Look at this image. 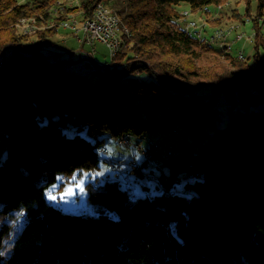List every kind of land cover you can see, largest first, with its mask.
I'll use <instances>...</instances> for the list:
<instances>
[{"label":"trees","instance_id":"1","mask_svg":"<svg viewBox=\"0 0 264 264\" xmlns=\"http://www.w3.org/2000/svg\"><path fill=\"white\" fill-rule=\"evenodd\" d=\"M112 1H63L61 12L59 0H0V54L10 48L0 70V253L7 221L24 215L0 264H264V0H124L123 68L92 84L68 70L79 62L46 60L59 31L48 24L78 11L89 19ZM182 10L250 27L254 65L213 43L207 25L190 35ZM29 17L50 27L33 42L17 28ZM222 93L232 108L209 136ZM171 127L205 134L177 162L149 149L171 169L165 189L184 180L181 192L149 196L106 179L87 185L79 214L47 200L58 176L99 170L107 138Z\"/></svg>","mask_w":264,"mask_h":264},{"label":"rangeland","instance_id":"2","mask_svg":"<svg viewBox=\"0 0 264 264\" xmlns=\"http://www.w3.org/2000/svg\"><path fill=\"white\" fill-rule=\"evenodd\" d=\"M61 1H62L61 7H63V1H65L67 2V5L72 8L79 6L81 2V0H61ZM100 3L106 5L107 8L109 7V5L105 2H100ZM111 6L115 8L116 12L119 11V13L121 12V14H124V11L126 10V5L124 3V0H113ZM227 12L228 10L224 11L225 14ZM119 13L117 12L118 15ZM69 14H71L74 17H77L76 19L77 24L73 25L75 29L80 28L81 25L85 23L83 22L80 25V22L87 20V19L86 20L83 19L80 11ZM180 16H182V13H180ZM67 17L68 15H66L62 20H59L57 23L51 22L48 25L51 26L53 25V27L56 26L59 29L56 35L57 43L56 42L55 43L56 44L59 43L62 46L65 45L66 48H68L66 50H63V52L69 53L68 55L70 56H65L64 58L68 57L67 60L70 61V64L81 62L82 59L83 61L92 62L93 64H95L94 65L95 68L99 67V69H102L106 66L110 67L113 64H119L121 68H123L125 62L115 60L117 55H119V52L122 51V47H121L122 44H120V48L118 49L119 52L115 51L116 55L114 56L108 50V48H106V46L102 45L101 43H97L95 45V47L97 48L95 55L96 56L98 55V59L95 58V55L92 58H88V59L84 58L81 55L80 51L81 52L90 51V47L87 45L88 43L86 42V40H82V41L79 40V38L83 39V37L76 35L78 34L76 31L75 33L72 32L73 30H71V26L65 25V23H69ZM184 18L185 17L182 16L181 19ZM189 18L196 21L200 29H203L207 25L206 26L207 29H212L213 35L211 37V41L213 43L216 44L218 43L219 45L222 44L227 45L228 49L232 50L241 60L246 62L248 61L249 66H251L252 61L251 62L249 61L250 59L249 57L252 53L251 37L253 33L250 27H243V28L241 27L235 30L232 29L234 28V25H231L229 27L213 26L211 20L209 19L207 24L206 20L203 19V17H201L200 13L192 14L190 12ZM181 27L182 28L184 27L183 29H185L184 21H183V26ZM17 28L19 31L21 30L18 26ZM45 28L48 29L50 27L44 24H40L37 21L36 33L39 30ZM229 30L231 31L229 32ZM216 31L220 34L218 37L216 36L214 37V34L216 35L217 33ZM36 33L29 35L32 38L31 40L29 39L31 42L36 40V38L34 37L36 36ZM206 34L208 33L206 32ZM126 37L128 36H125L124 38ZM200 37H202V32ZM66 41L68 45L65 43ZM83 46H87L86 47L87 49H85ZM7 62L9 61L7 60ZM89 66L91 65H88V68ZM114 66L117 67L116 65ZM115 67L112 66L111 68L117 70L118 68ZM68 70L74 74L87 76V78L92 84L98 82L101 79L100 74H102L100 72L98 73L92 70L91 68H89L86 72H83L80 64L77 65L76 68L68 69ZM141 72H142L141 70H138V72H136V75L140 74ZM102 75L109 76L110 74L108 73ZM21 98L22 96H20L18 99L21 100ZM148 106L155 107L153 104H149ZM230 107L232 108V106L226 100L225 95L222 93L219 96L218 101L216 103L215 112L217 114L214 115L216 118L214 120V125L213 127L207 129V133L209 136H212L216 130L225 128L227 124L228 115L227 114L223 115V113L227 112L230 109ZM170 129H174V128L171 127ZM204 136H205L204 133H195L189 135V133H185L183 131L182 132L179 131V134H174L172 132H169V129L166 128L164 130H161L160 132L151 130L146 134V137L143 139H140L138 137H133L132 139L129 140L130 141L129 145L121 144L119 138H107L104 147H106L109 150V153L104 154L102 151H100L99 156L101 159V163L99 165L100 166L99 170L96 171L82 170L76 172L71 176H67V177L58 176L57 181L51 184L46 189L45 196L50 203L61 208L63 212L71 213V214H79L82 210V203L86 202L88 198V189H87L88 184L103 183L104 181H106L107 179L106 176L108 175V173L112 178H118L119 180H123L125 178V175L123 174H120L119 177H116L115 172L107 168L106 160L119 161L120 162L119 167H122L124 165L123 168L127 167L126 169H128L129 168L128 166L132 165L133 162L134 164L136 163L139 167H141L140 165H142L143 168L141 167L139 171H137V169H132L131 172L132 171L133 172L131 173V176H127V178L130 179L136 185L137 187L135 189L136 193H143L145 191L144 187L149 188V190H147L150 194L149 196L161 194V193L169 194L173 192L174 193L181 192L182 189H184V183H185L184 180H182L180 184L173 186L170 191L165 189L164 183L159 179L162 174L166 178L169 177L172 174L171 169L163 161L161 162L162 164L161 166L159 163L160 161L157 158L153 157L152 154H151L152 156L149 155L150 154L149 149L152 145L155 146L156 144H158L159 143L158 141H162L164 144L168 146L169 148L168 153L172 156L173 160L177 162L189 150L188 147L189 144L196 143V141L199 140L203 141ZM0 140H2L1 136H0ZM181 144H184L183 147H180ZM141 170L144 173L142 174L143 176L137 173L140 172ZM179 177L182 178L183 175L179 174ZM23 220L24 218H22L21 215H17L14 220L7 221L9 223V226L8 224H6L7 225L6 232L2 238L1 253H3L2 255L3 257H6L10 254L13 247V242L16 238V235L21 229L20 226Z\"/></svg>","mask_w":264,"mask_h":264},{"label":"bare ground","instance_id":"3","mask_svg":"<svg viewBox=\"0 0 264 264\" xmlns=\"http://www.w3.org/2000/svg\"><path fill=\"white\" fill-rule=\"evenodd\" d=\"M30 1V0H27ZM59 8L61 11L64 10L62 6V1L60 0L59 2ZM104 5L103 3H99L93 13V16L89 19H87L86 21H82L80 22L81 27L75 29L73 27L74 24H77V17L72 16L71 14L68 15L67 20L69 23H65L66 26H71V30H73L72 32L75 33V31L78 33L76 35L78 36H82L84 38V30H86L87 28H89V32H96V26L98 28H101L102 30L105 31H115L114 33V40H113V49L114 51H118V49L120 48V44L123 43L124 37L125 36H129L130 35V31L129 29L123 24L120 16L117 14V12L111 8ZM182 16H184L185 18L183 19V21L185 22V30L190 34V35H194V36H201V29L198 27L196 21L192 20L189 18L190 15V11L189 10H183L181 11ZM93 18V21H95V24H91V20ZM36 25H37V20L34 17H29V18H22L19 20L17 26L21 29L20 32L24 33L25 35H32L34 33H36ZM73 27V29H72ZM236 30V27L234 26V28ZM231 29V30H232ZM229 30V32L231 31ZM218 31V30H217ZM216 31V32H217ZM220 34L217 32L216 35L214 34V37H218ZM213 37V38H214ZM80 39V38H79ZM56 45L55 42H51L49 44L48 47L44 48V49H49L50 46H54ZM9 50L10 48H5L3 50V52L0 54V64L7 58V56L9 55ZM9 52V53H8ZM3 62V65H4ZM114 65H116L117 67H115ZM113 67L120 69L121 66L119 64H113ZM96 72H100L102 74H108V71H106L105 69H96L94 70ZM235 109V108H233ZM169 132H172L174 134H179L176 132H179L177 129H173V130H169ZM130 139H132V137L130 135H127L125 137L120 138V142L121 144H130ZM159 143L155 145V147H157L159 149V152L161 155H163L164 157H169L170 154L168 153V146L166 144H164L162 141H158ZM162 146L164 148H167V150L165 151ZM101 151L104 154H108L109 150L106 147H102ZM150 156H152L151 154H149ZM110 165L111 168L114 169V172L116 174V177H119L120 174L125 175V178L123 180H126V182L122 181L123 185L125 188L134 191L137 187L136 185L127 178V176H131V170L132 169H138L140 168L136 163L134 164V162L132 163V165L128 166L129 168L126 169L127 167L123 168L119 167L120 162L119 161H111V160H106V166ZM142 167V165H140ZM108 168V166H107ZM109 169V168H108ZM110 180H114V179H118V178H108ZM21 217L23 218L24 215H21Z\"/></svg>","mask_w":264,"mask_h":264},{"label":"built area","instance_id":"4","mask_svg":"<svg viewBox=\"0 0 264 264\" xmlns=\"http://www.w3.org/2000/svg\"><path fill=\"white\" fill-rule=\"evenodd\" d=\"M91 24H95V21H93V18L91 20ZM114 33H115V31H105V30H102L101 28H98L97 26H96V32H89V28H87L86 30H84V38L79 39V40L80 41L86 40V42L88 43L87 45L90 47V51H85V52L82 51L83 53L80 51L81 55L86 59L94 57L95 52H96L95 45L97 43H101L102 45L106 46V48H108V50L112 53V55L115 56L116 52L113 49ZM42 51L45 53L46 60L50 63H55V64L64 61L65 56H70V55H68L69 53L60 52L57 44L54 46H50L49 49H43ZM3 62L0 64V70L3 67ZM79 63H80L82 70L84 72H86L89 68H91L92 70L99 69V67L95 68V66H94L95 64H93L92 62H89V61H83L81 59V62H79ZM88 65H91V66H89V68H88ZM71 66H73V64L69 65V67H71ZM112 66H110V67L106 66L102 69H105L106 71H108V73H111L114 70L111 68ZM233 110H236V108ZM176 133H179V132H176ZM162 148L165 151L167 150V148H164L163 146H162ZM107 166H108L109 170L114 172V169L111 168L110 165H107ZM122 181L126 182V180H122Z\"/></svg>","mask_w":264,"mask_h":264},{"label":"crops","instance_id":"5","mask_svg":"<svg viewBox=\"0 0 264 264\" xmlns=\"http://www.w3.org/2000/svg\"><path fill=\"white\" fill-rule=\"evenodd\" d=\"M77 42V41H76ZM67 45H68V43H67V41L65 42ZM78 43V42H77ZM85 49H87L86 47L87 46H83ZM58 49L60 50V52H63V50H66V49H68V48H66V46L65 45H61V44H58ZM96 50H97V48H96ZM95 58L96 59H98V55L96 56L95 55ZM106 178L108 179V178H110V175H109V173H108V175L106 176Z\"/></svg>","mask_w":264,"mask_h":264},{"label":"clouds","instance_id":"6","mask_svg":"<svg viewBox=\"0 0 264 264\" xmlns=\"http://www.w3.org/2000/svg\"><path fill=\"white\" fill-rule=\"evenodd\" d=\"M0 255H3V253H0Z\"/></svg>","mask_w":264,"mask_h":264}]
</instances>
